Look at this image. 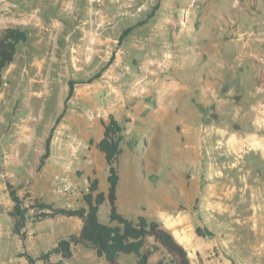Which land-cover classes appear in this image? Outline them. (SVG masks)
Wrapping results in <instances>:
<instances>
[{"label":"rangeland","instance_id":"374dc122","mask_svg":"<svg viewBox=\"0 0 264 264\" xmlns=\"http://www.w3.org/2000/svg\"><path fill=\"white\" fill-rule=\"evenodd\" d=\"M7 1L20 7L4 9ZM21 7L15 21L0 23V34L19 27L28 35L0 83L10 92L0 107V264H27L24 249L38 254L79 232L80 218L58 215L29 220L23 241L12 229L7 182L25 205L78 208L93 178L107 191L96 144L110 114L124 126L121 212L158 219L192 264H264V0H0L6 13ZM80 10V19L72 16ZM26 11L36 16L27 21ZM112 55L99 78L81 82ZM70 79L75 91L55 125ZM108 214L105 202L100 219ZM169 257L178 264L177 252ZM66 263L136 264V257L107 261L77 245Z\"/></svg>","mask_w":264,"mask_h":264},{"label":"trees","instance_id":"16d2710c","mask_svg":"<svg viewBox=\"0 0 264 264\" xmlns=\"http://www.w3.org/2000/svg\"><path fill=\"white\" fill-rule=\"evenodd\" d=\"M158 5L159 2L153 6L148 18L154 16ZM146 21L147 19H143L137 24L142 25ZM134 28L135 26L129 25L121 31L118 39L119 44H122V41ZM27 40V33L19 27H8L0 34V83L3 69L15 57L17 45L27 42ZM113 59L114 55L98 72L81 82L91 83L99 78ZM75 84L74 79L68 81L64 110L56 118L55 125L60 122L67 102L74 94ZM102 124L104 127L103 135L96 146L104 154L108 165L107 191L100 190L98 178H93L89 181L88 190L83 194L84 204L78 208L55 206L49 202L25 205L24 199L17 193L16 187L11 182H7L9 194L13 201V208L10 211L13 218L12 229L23 241L27 237L25 227L29 220L35 222L58 215L75 216L82 220L78 233H71L59 239L55 245L38 254L24 249L19 255L26 258L27 264H67L66 261L73 256L74 246L81 245L84 248L94 249L98 257L107 261L116 260L122 255L133 254L136 257V264H171L172 259L169 257V253L177 252L180 257L178 264H192L186 248L158 219L149 218L142 213L130 218L119 209L118 186L121 178V155L124 151V126L113 114L109 115L108 120H103ZM55 125L46 138L45 150L41 156L39 168L50 155V144ZM105 202L109 205L107 222L100 219V210ZM196 231L200 235L211 234L210 231L202 230L200 227ZM150 237H154L155 241L147 246L146 241ZM156 253L161 254V256L154 262L150 261V256Z\"/></svg>","mask_w":264,"mask_h":264},{"label":"crops","instance_id":"0c3cea01","mask_svg":"<svg viewBox=\"0 0 264 264\" xmlns=\"http://www.w3.org/2000/svg\"><path fill=\"white\" fill-rule=\"evenodd\" d=\"M3 3H5L6 5H5V7H4V9H8V7L7 6H13V7H20L19 6V4H17V3H15V2H13V1H7V2H3ZM29 4H27V5H23V7L25 8V10H26V8L28 9V7L29 8H32V6H31V2H28ZM23 7H21V8H19V9H16V10H14V11H12V12H8V13H6V11L7 10H0V23L1 22H4V21H6V22H10V21H15L16 20V18L14 17V12L16 11L17 12V10H22V8ZM73 9H75V7H73ZM72 9V10H73ZM2 11H4V12H2ZM27 13H28V15H27ZM81 10H80V12L79 13H77L76 11H72V16L74 15V17H76V18H81ZM85 14V13H84ZM21 15H23L24 16V18L26 17V16H31V17H33V16H36V14H30L28 11H26L25 13H21ZM31 17H29V19H27V21L29 20L30 21V18ZM6 27H8V26H6ZM42 42H43V40L42 41H40L38 44H42ZM38 48V47H37ZM43 50V47L41 46V47H39L38 48V51L36 50V52H33V53H40L41 51ZM29 53V52H28ZM33 55V54H31L30 53V55H29V57L28 58H30V57H33L34 58V56H37V55ZM30 62H32V61H29L28 60V63L27 64H29ZM14 67H17V66H15V60L13 61V62H11L10 63V65H9V67H8V69L7 70H11V69H14ZM24 67H26V63L24 64ZM8 95H10V92L7 90V87H0V107L2 106V104L3 103H6V101H7V96Z\"/></svg>","mask_w":264,"mask_h":264}]
</instances>
